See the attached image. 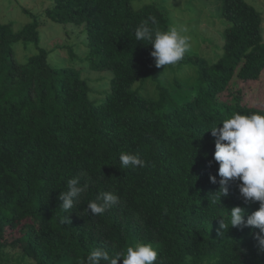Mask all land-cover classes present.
<instances>
[{
    "label": "trees",
    "instance_id": "obj_1",
    "mask_svg": "<svg viewBox=\"0 0 264 264\" xmlns=\"http://www.w3.org/2000/svg\"><path fill=\"white\" fill-rule=\"evenodd\" d=\"M52 1L46 18L85 25L88 68L113 77L105 99L92 104L83 66H50L48 51L40 47V21L17 33L12 23L0 22V264L7 247L38 264H82L97 248L115 256L141 242L151 243L164 264H264L259 229L229 224L219 230V219L227 222L233 207L251 215L259 203H244L239 181L229 183L221 204L211 203L220 185L209 178L220 177L208 131L236 113L264 114L261 96L255 105L244 102L239 90L229 93L231 100L221 99L235 78L263 79L262 14L246 0H222L220 18L227 26L221 53L214 60H191L197 91L167 109L173 97L161 83L157 100L133 90L157 69L153 47L136 41V27L147 21L154 30L170 28L159 6ZM18 42L37 47L26 64L15 56ZM122 152L138 155L146 166L124 167ZM72 178L86 191L65 213L58 197ZM105 191L118 194L120 202L93 215L87 206L102 203L97 198ZM66 216L70 223L62 222Z\"/></svg>",
    "mask_w": 264,
    "mask_h": 264
},
{
    "label": "rangeland",
    "instance_id": "obj_2",
    "mask_svg": "<svg viewBox=\"0 0 264 264\" xmlns=\"http://www.w3.org/2000/svg\"><path fill=\"white\" fill-rule=\"evenodd\" d=\"M253 5L263 17L264 39V0H246ZM156 4L168 18L171 27L183 29L184 35L190 38V50L185 54L183 66L177 69L178 63L157 68L154 74L144 82L137 81L133 90L151 99L159 98L158 84L168 88L172 101L167 109H173L190 100L197 91L194 83L198 77L197 67L192 59L214 60L221 53L223 32L227 22L220 18L222 0H137L136 8ZM52 0H0V22L12 23L15 33L33 21H40V47L48 51V62L51 67L64 68L70 65L83 66L82 79L89 86V101L94 104L102 101L110 91V71L98 72L88 68V40L85 25L60 24L46 18L45 11L52 7ZM19 63L26 64L29 58L38 53L31 42H18L13 45ZM179 83V84H177ZM182 85L181 87H179ZM264 76L260 82H240L234 79L229 89L221 95L223 101L231 100L230 92H242V100L255 105L259 96L264 100ZM3 264H38L36 260L25 256L19 248H4ZM59 264H71L64 260Z\"/></svg>",
    "mask_w": 264,
    "mask_h": 264
},
{
    "label": "clouds",
    "instance_id": "obj_3",
    "mask_svg": "<svg viewBox=\"0 0 264 264\" xmlns=\"http://www.w3.org/2000/svg\"><path fill=\"white\" fill-rule=\"evenodd\" d=\"M185 30L177 27L168 28L166 31L154 30L147 21L141 22L135 29L136 41H148L153 51L150 55L155 60L157 68H166L175 65L184 59L190 50V38L184 35ZM220 126L210 128L211 135L215 138V152L213 159L219 165L217 181L215 176H210L212 184L219 183V191L212 195L211 203L219 202L221 198L229 195V183L239 181L238 188L245 204L259 203V208L248 215L245 208L233 207L226 222L219 219V230L249 227L259 229L256 239L261 250H264V114L252 113L243 115L234 114L225 119ZM220 124V125H221ZM206 131V132H208ZM120 162L124 167L133 168L146 166V162L138 155L122 152ZM68 190L62 192L58 199L62 202L59 206L65 213H69L78 198L86 191V186L80 185L79 178H72L67 182ZM102 203L90 202L87 210L93 215H102L108 208L118 204L120 197L113 191H105L97 198ZM70 216L62 222L70 223ZM224 232H219L222 235ZM164 264L159 258V253L151 243H137L128 247L126 254L117 253L110 256L108 251L97 248L91 251L82 264Z\"/></svg>",
    "mask_w": 264,
    "mask_h": 264
}]
</instances>
